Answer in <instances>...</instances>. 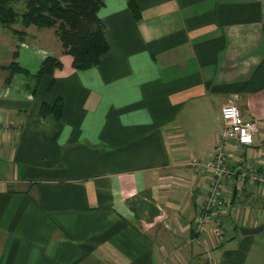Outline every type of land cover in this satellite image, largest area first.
<instances>
[{"label":"crops","instance_id":"1","mask_svg":"<svg viewBox=\"0 0 264 264\" xmlns=\"http://www.w3.org/2000/svg\"><path fill=\"white\" fill-rule=\"evenodd\" d=\"M138 4L141 20L105 0L110 49L84 71L55 28L0 22V115L20 128L0 131V264H264V231H240L264 223V189L234 181L219 244L214 222L194 231L210 173L188 165L216 146L230 95L264 119V0ZM47 57L63 63L52 92L51 75L11 71ZM58 98L63 119L42 116Z\"/></svg>","mask_w":264,"mask_h":264},{"label":"built area","instance_id":"2","mask_svg":"<svg viewBox=\"0 0 264 264\" xmlns=\"http://www.w3.org/2000/svg\"><path fill=\"white\" fill-rule=\"evenodd\" d=\"M220 117L221 128L211 153L191 155L188 159L191 167L210 173L209 187L196 212L194 231L201 237L209 223L214 222L213 232L219 244L226 238L224 215L232 205L234 181L245 183L249 192L256 187L264 189V151L256 163L248 161L246 155V147H254L256 139L264 142V119H245L236 95L227 97ZM0 131L11 135L20 133V128L0 115Z\"/></svg>","mask_w":264,"mask_h":264},{"label":"trees","instance_id":"3","mask_svg":"<svg viewBox=\"0 0 264 264\" xmlns=\"http://www.w3.org/2000/svg\"><path fill=\"white\" fill-rule=\"evenodd\" d=\"M21 0H0V22L11 27L19 17L25 26L35 24L39 27L56 29L65 51L73 58L72 67L77 71H84L100 65L102 57L110 47L105 38V24L100 16V9L105 0H25L26 9L19 14L14 4ZM136 20H141L142 13L138 0H127ZM18 34L23 32L14 30ZM63 67V63L56 57H47L35 74L13 62L11 71L22 72L37 79L38 84L46 75L53 80L49 91L55 86V71ZM41 115H53L58 121L64 117V100L58 98L53 106L42 104ZM208 264V263H203Z\"/></svg>","mask_w":264,"mask_h":264},{"label":"water","instance_id":"4","mask_svg":"<svg viewBox=\"0 0 264 264\" xmlns=\"http://www.w3.org/2000/svg\"><path fill=\"white\" fill-rule=\"evenodd\" d=\"M237 193H238V189L235 188L234 192H233L232 203H235L236 198H237ZM240 231L243 234H257V233H260V232L264 231V223L259 225V226H257V227H252V228L242 227V228H240Z\"/></svg>","mask_w":264,"mask_h":264},{"label":"rangeland","instance_id":"5","mask_svg":"<svg viewBox=\"0 0 264 264\" xmlns=\"http://www.w3.org/2000/svg\"><path fill=\"white\" fill-rule=\"evenodd\" d=\"M15 6H13L14 7V9H15V11L18 13V11L19 12H22L24 9H25V3H23V2H19V3H17V4H14ZM16 23V22H15ZM55 28V27H54ZM231 207V206H230ZM225 216V215H224Z\"/></svg>","mask_w":264,"mask_h":264}]
</instances>
